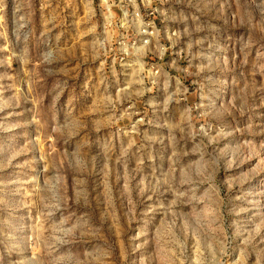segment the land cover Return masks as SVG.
Wrapping results in <instances>:
<instances>
[{"label": "rangeland", "instance_id": "rangeland-1", "mask_svg": "<svg viewBox=\"0 0 264 264\" xmlns=\"http://www.w3.org/2000/svg\"><path fill=\"white\" fill-rule=\"evenodd\" d=\"M94 2L0 0V264H264V0H168L156 76Z\"/></svg>", "mask_w": 264, "mask_h": 264}, {"label": "built area", "instance_id": "built-area-1", "mask_svg": "<svg viewBox=\"0 0 264 264\" xmlns=\"http://www.w3.org/2000/svg\"><path fill=\"white\" fill-rule=\"evenodd\" d=\"M94 1L104 55L124 66L130 60L147 59L151 61L147 72L158 75L155 61L162 60L170 49L158 39L159 17L168 0Z\"/></svg>", "mask_w": 264, "mask_h": 264}]
</instances>
